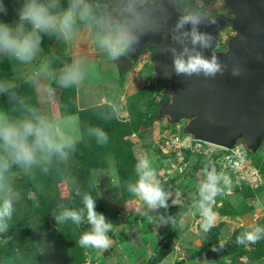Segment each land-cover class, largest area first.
I'll return each instance as SVG.
<instances>
[{"label":"rangeland","instance_id":"obj_1","mask_svg":"<svg viewBox=\"0 0 264 264\" xmlns=\"http://www.w3.org/2000/svg\"><path fill=\"white\" fill-rule=\"evenodd\" d=\"M118 1L120 0H88V2L93 5L94 9H96V6L99 5V11L97 13L98 15L108 14L109 16L114 10H116ZM184 1L186 2L187 7L183 9L177 8L181 12H187L189 11L188 8H191V6H193L196 9V11L198 13H201L203 16H213V17L223 16L227 20L226 24L220 30L219 38L215 44L216 49L218 50L224 49L228 38L234 34V30L232 29L229 22V20L232 18V13L229 9H226L223 6V0H184ZM2 2L5 8L7 9V15L0 13V20L9 23L17 20L18 17L16 14V9L20 7L23 0H2ZM108 8H110L109 12H108ZM8 15H10L11 17L10 20L3 19V16H8ZM76 24L84 26L82 28L83 32L82 30H80L84 35L87 34L86 31L92 32L93 29H97L94 23L82 22L79 19H77ZM75 33L76 30L74 28V34ZM40 36H41L40 51L37 53L39 54V56L37 54L35 56V58L38 57V59L32 60L31 64H29L27 68L20 66V69L17 70L16 73L17 76L13 77V61H15V59L0 54V85H4L5 87H7V91H0V109H5L9 113H11V111L15 109V106L17 107V103L19 102V99L17 98L13 103V92L21 95V96L18 95L19 97L23 96L24 98H29V99L34 97V99L37 101L40 116L54 123L55 125L58 126V129H60L61 123L58 122V119L60 117L59 100L61 99V97L62 99L67 100L68 97L64 95L72 88V86L63 87L59 83V76L61 75L62 69H64L66 65L71 64V59L66 52L67 47H70V51H72L73 49L77 48V46L75 45V43H77L80 45L81 47L80 49L87 50V48H84L86 45L81 39L74 42L73 36L71 37V40L70 39L65 40L64 38L56 34L49 35L45 33H40ZM50 42H53V45L50 44L51 48H47L46 52L43 51L41 49V46L48 47L49 45L47 43ZM154 50H155L154 45H151L147 49L143 50L137 57H135L131 61L128 68L125 71H123L121 75L118 74V65L113 58H108L107 62H104L105 65L109 66L112 69L111 72H109L110 76L107 75L108 77L107 80L110 79V83H111L110 85L112 86L108 88L109 92L107 94L109 95V97L105 98L106 99L105 102L104 99L101 102L99 101L100 102L99 104L107 103L111 105L115 111V116L118 120L131 121V117H129L128 109H127L128 96L136 92L138 89H141V87L147 86L149 83L154 82L155 75L152 69V63L154 60ZM108 57L110 56L108 55ZM97 58H98L97 60H101L99 56ZM144 63L145 64L148 63L150 67V74L147 77L143 76V78H141L142 70H143L142 66ZM36 65H41V66L35 69ZM47 72L50 75V77H52V81L51 83L45 86L46 89L44 90L47 91V93L45 92L44 95L46 96L47 94V96H49V93H53L54 92L53 89L55 88L56 99H57V101L51 100V102L49 103V114H46L44 112V109H41L42 107L45 106L42 105L41 102L38 100L37 90L34 86V84L36 83L35 82L36 75L39 73V77H44L46 76ZM102 78H103V73L99 72L98 74V72H94V69H92L90 71L88 82L86 83V81H84L82 85L83 87H80L81 88L80 90L82 91V93H84L83 89H86V92L100 91V87L105 88L104 83L100 81ZM41 91H43V89H41ZM75 91L76 90H74V95L76 93ZM7 93H10L12 95V99H10L6 103L4 102L3 96ZM165 93H167V96L170 99V95L168 94V85L166 87H163L162 90L156 92L155 94L153 95L151 94L152 96L148 97L147 100L148 102H150V99L152 98L156 101L165 99L166 98L164 96ZM92 106L94 105H91L88 108H85V110H83L85 111L83 113L84 118L80 122L77 121L76 116H71L70 118H68L67 120L68 124L66 125V129H68L69 132L67 136L71 137L74 140V142L82 141L83 138L81 135V128L83 129V132L85 131L86 133L84 137H86L89 134L92 135L93 137L95 136L92 134V130H93V119L91 113ZM149 115L150 113H147V115L142 119L143 123L137 126L136 131H132L129 134L130 141L133 143L132 149L137 159L136 167L138 168V165L141 161H146L147 164L149 165L150 170L155 171L158 167V164L160 163L161 158H163L161 161L162 166L165 165L163 162H165L166 159H164L162 155H164L166 158L169 157V161H168L169 167L172 164H177L178 161H181L182 164V161L186 157L185 156L186 151L183 149L184 153H182V155L179 156L174 150L169 149V148L174 149V147L172 146L171 143L168 144V142L173 135L185 136V134L182 131L185 121L180 120L179 122L172 124L169 122L168 117L164 116L158 118L156 115L155 119L150 120L148 119ZM95 138H94V142H97ZM239 142L242 141L241 140L237 141V143ZM162 144L164 145L165 152H163L162 149H160V145ZM94 147H96V145ZM249 151L250 150L247 149L250 162L262 175L263 182L261 184H258L257 186H253L251 185L250 181L248 183L244 180H239L234 177L226 178L225 180L220 182V185L221 184L224 185L219 186V190H217L218 192H216L215 194L216 197L215 205L211 207L207 206L206 209H205V205L210 203V198L208 200H205L203 195L201 194L200 188H196V189L194 188L193 190L186 191L189 194V197L187 194H185L187 195L185 196V198H182L179 195L175 198V195L177 194L173 196L174 197L173 201H178L175 202V204H179L180 200L183 201V204H185V202L188 204L187 210L184 211H186V213L189 214L188 215L189 220L186 224H184L185 225L184 230H186V233L183 237L182 242L184 244H189L190 247L184 246L183 248H186V251H183L180 249L174 250V246H173L169 253H172L176 257L177 261L172 264H264V241L262 240H259L256 244H251V245L244 244V249L245 251H247V253L241 256L233 257V258L225 257L226 254L228 253L227 250L233 248V244H230L229 240L234 234L236 229L244 228L245 230L250 231L257 227L264 228V140L259 146V148L253 153L254 156L251 157ZM89 157L92 158V153H89ZM180 157H182V159ZM207 160L209 161V159ZM198 161L200 160H197L195 162H197V164L200 165L201 163H198ZM107 163H108L107 167L105 168H95V167L90 168V173L92 177V182L94 187L93 190L95 192V195L98 197V199L103 205V212L105 213L104 216H106L105 220L108 224L111 225L106 235L110 240V244H112L111 246L116 247L117 244L112 242V239L122 238V235L125 234L127 236L128 231L125 232V225H126L124 224L125 220L127 217H130V215H135L136 216L135 218H137L138 215L135 214L137 211L136 206L141 201V199L137 195H135L134 196L135 198L131 200L123 199V195L121 192V185L116 170V163L112 155L107 156ZM197 164L193 163L191 159L190 165L191 166L195 165L194 173L198 172ZM209 165L212 168V169L210 168L211 170L209 174L211 175L212 178L216 179L217 181L218 177L215 173L216 164L214 162L209 161ZM158 170L154 172L155 179H158L160 177V174L157 172ZM24 172L25 171L22 170L20 167H17L16 169H12L10 174L13 178L20 179L23 177L24 174H27ZM170 175H171V179L176 178L173 172H171ZM199 177L200 176H196V178L193 179L191 178V175H189V178H186V180L184 181L185 182L193 181L194 183L195 182L198 183ZM250 178L252 179V177ZM181 181L182 180H180L179 187L181 184H184V182ZM162 183H160V185H163L164 183L167 182H164L163 184ZM56 187L60 197L70 196V199L73 200L74 197L77 196L75 192L72 193L69 190V186L65 180L58 182ZM223 189H226L224 193H223ZM7 192L8 194H10V198L7 201L12 206L13 201L17 200L14 197L17 194L14 193L13 190H9ZM27 194L30 197L33 196V192L30 188ZM43 198H46V196H43ZM217 201H220L219 204L220 206L217 205ZM130 203L132 204L131 207L129 206ZM130 210L133 212H131ZM164 210H165L164 215L166 213H169L168 206H166ZM73 211L79 212L82 217L81 222L79 224L74 223L73 226L74 234L76 238L80 239V236L84 232H88V230H86L85 227L90 223L87 220V213L82 216V213L80 212L79 209H73ZM202 212L211 215L213 217V226L208 231H204L203 228L205 221H204V213L202 214ZM129 213L131 214L129 215ZM173 219H175V215ZM135 220L136 219L132 220L133 222L131 221L133 224L131 229H133V231L136 230V232H138V234L140 235L141 232L140 229L143 228L146 231L147 224L145 223V226H143L144 223H141L140 225L138 221ZM53 226L54 228L57 227L56 222H54ZM121 228L123 229V232L118 233L119 230H122ZM166 238L168 241L173 243L172 237H166ZM79 239L77 240L79 241ZM81 247H83L81 250L83 254L82 257L80 256ZM109 248L110 245L106 249H97L91 246L80 245L79 256L77 254L68 255L64 253V255L60 256L61 257L60 261L62 262L65 261L64 263L62 262L57 263L56 260L52 259L49 261H45L43 264H107L105 260L106 256L109 257L112 256L111 255L112 253L108 251ZM116 254L118 255V258H120V261H122V257H123L122 255L124 254L123 251L119 249L116 252ZM201 254L205 255V260L207 261V263L197 262V257ZM211 257L221 260L220 261L215 260L213 262H210L208 258ZM0 264L2 263L0 262Z\"/></svg>","mask_w":264,"mask_h":264},{"label":"clouds","instance_id":"obj_2","mask_svg":"<svg viewBox=\"0 0 264 264\" xmlns=\"http://www.w3.org/2000/svg\"><path fill=\"white\" fill-rule=\"evenodd\" d=\"M150 0H128L124 6V13L120 18H113L104 14H97L96 9L88 0H68L67 8H62L59 0H23L16 9L18 19L9 23L0 20V54L15 59L21 63L31 62L40 51V33L56 34L65 40L74 34V26L79 19L82 22L94 23L98 28L96 43L107 51L113 59L129 50L138 42L139 35L146 30L148 21L145 12ZM59 9V11H57ZM0 13L7 15L2 0H0ZM202 17L199 14L182 15L177 21L173 39L182 43L190 39L193 46L201 48L210 46V34L198 31ZM185 25H191V30L180 32ZM173 51V68L177 75L214 76L222 73L223 67L218 58L213 55L206 58L195 47L183 50L176 54ZM234 74H237L234 72ZM83 73L79 62L74 61L62 69L59 83L63 87L78 84ZM0 91H7V87L0 85ZM29 115L12 117L5 109H0V190L4 189L5 173L13 165H18L24 171H30L34 165L43 161L50 162L53 156L66 159L68 149L74 147V140L61 133L58 126L37 115L35 109H28ZM99 143L107 142V135L102 129L92 130ZM140 173L138 182L130 187V191L142 198L151 208L166 207V196L155 180V173L150 170L146 161L138 165ZM216 193V180L209 178L201 189V194L208 200ZM83 204L87 210V220L92 226L91 231L84 232L79 239L81 246H91L97 249H106L110 240L106 235L111 225L105 220L103 214L95 210V201L91 196L85 195ZM10 215V203L5 201L0 206V231L7 225L3 223L5 217ZM58 222L71 220L75 224L81 222V214L77 211H62L56 216ZM204 231L213 226V217L204 215ZM264 237V228H255L237 237L238 244H256Z\"/></svg>","mask_w":264,"mask_h":264},{"label":"trees","instance_id":"obj_3","mask_svg":"<svg viewBox=\"0 0 264 264\" xmlns=\"http://www.w3.org/2000/svg\"><path fill=\"white\" fill-rule=\"evenodd\" d=\"M59 3L62 8L68 6L67 0H59ZM185 7L187 6L184 0H176L175 8L183 9ZM188 10L203 16L193 6ZM3 19L10 20L11 17L10 15L3 16ZM166 86L156 87L154 82H151L129 95L127 109L131 121L118 120L113 107L107 103L92 106L93 130L102 129L107 135L106 143L94 142L95 136L90 134L84 137L86 133L81 128L83 139L75 142L74 147L67 150L66 159L53 156L50 162L41 161L34 165L30 171H25L24 173L27 174H24L20 179H15L10 174L12 169L19 167L18 165H13L10 171L5 173L4 189L0 190V206H3L5 201L10 198V194L7 192L9 190H13L17 194L14 196L17 200L13 201L12 206L10 205V215L3 220L7 227L0 231V262L2 264H43L52 259L61 263L60 256L64 253L79 256L80 245L77 240L79 238H76L74 234V223L71 220L58 222L56 216L65 209H79L82 216L86 214L87 210L83 204L85 195L91 196L95 201L96 212L104 216L103 205L93 190L90 168L107 167L108 155L114 157L123 199L135 198L130 187L138 182L140 173L136 167L137 159L132 149L133 143L130 141L129 134L136 131L137 126L143 123L142 119L147 113H150L148 119H155L159 107L170 101L167 93L164 94L165 99L156 101L152 98L150 102L147 100L148 97ZM74 90L75 85H72L71 90L64 95L68 97L67 100L62 99V97L59 100V114L62 117L78 112ZM18 95L13 92V103L17 98L19 102L17 107L15 106V109L9 113L12 117L29 115L28 109H35L36 114L40 115L34 97L29 99ZM3 97L6 103L12 99L10 93ZM81 112L79 122L84 118L83 113L85 111ZM95 139L97 140V138ZM92 145H96V147ZM89 153H92V158L89 157ZM249 153L251 157L254 156L251 151ZM188 155L189 153L186 151L185 156ZM62 180L66 181L72 193L77 194L73 200L70 199V196H59L56 186ZM29 188L33 192L32 197L27 194ZM225 191L226 189H223V193ZM173 218L174 216L171 219L173 221L172 231L166 237L176 238L178 236V227ZM54 222L57 224L56 228L53 226ZM91 228L90 224L85 227L88 231H91ZM247 231L244 228L235 230L230 238L231 241L229 240L230 244H233V248L227 250L228 253L225 257L233 258L247 253L244 244L237 243V237L242 236ZM166 237L161 239L157 249L146 264H155L170 252L173 243L168 241ZM260 240L264 241V237ZM82 248H80L81 257L83 256ZM208 260L213 262L221 259L211 257Z\"/></svg>","mask_w":264,"mask_h":264},{"label":"water","instance_id":"obj_4","mask_svg":"<svg viewBox=\"0 0 264 264\" xmlns=\"http://www.w3.org/2000/svg\"><path fill=\"white\" fill-rule=\"evenodd\" d=\"M127 2L118 1L110 16L120 18ZM175 4L176 0H153L142 9L148 21L146 30L131 49L114 59L118 74L154 45V85L167 84L170 95V101L159 107L157 117H168L172 124L184 120V134L211 146L230 149L241 140L254 153L264 140V0H223V6L232 13L229 22L234 34L221 50L215 44L227 22L223 16H202L197 27L212 37L207 48L193 46L190 39L182 43L174 40L173 36L179 35L173 30L180 17L195 14L181 12ZM191 27L185 25L180 32ZM185 46L195 47L206 58L215 55L223 72L214 76L177 75L172 50L179 54ZM197 262L207 263L205 255H199Z\"/></svg>","mask_w":264,"mask_h":264},{"label":"crops","instance_id":"obj_5","mask_svg":"<svg viewBox=\"0 0 264 264\" xmlns=\"http://www.w3.org/2000/svg\"><path fill=\"white\" fill-rule=\"evenodd\" d=\"M83 27H84L83 25L75 24L74 28L76 30V33L73 34L72 36L74 37V40H73L74 42L81 39L84 42V44L86 45L84 48H87V50L80 49L81 47L77 43H75L77 48L70 51V47H67V50H66L67 55L71 59V64L74 61L80 63L83 76H82L81 81L75 85V90H76L75 91L76 92L75 93V101H76L78 112L75 114L64 116V117L60 116L58 119V122L61 123L59 130L61 133L65 134V135H67L69 132L68 129H66V125L68 124V121H67L68 118H70L71 116H76L77 121L79 122V114L81 113V111L85 110V108H88L91 105L99 104L103 99L105 102V100H106L105 98L109 97V95L107 94L109 92L108 88L112 86V85H110L111 84L110 79L107 80V78H108L107 75L110 76L109 72H111L112 69L109 66L104 64V62H107L108 58H111V57H108L109 54L107 53V51H105L104 49L99 47V45L96 43V33L98 31V28L93 29L92 32L86 31L87 34L84 35V34H82V32H83L82 28ZM80 30H82V32ZM70 40H71V38H70ZM53 42L47 43L49 45L48 47L41 46V49L46 52L47 48H51V45H53ZM37 55L39 56V54H37ZM98 56L101 60H97ZM40 58H43V57H40ZM36 59H38V57L34 58L33 60H36ZM29 64H31V62L30 63H21L17 60L13 61V77L17 76L16 73H17V70L20 69V66L27 68V66H29ZM39 66H41V65H36L35 69L39 68ZM142 68H143V70H142V77L141 78H143V76L147 77L150 74V67H149L148 63H146V64L144 63ZM92 69H94V72H98V74H99V72L103 73V78L100 81H102L104 83L105 88L100 87V91H98V92H86V89H83L84 93H82V91L80 90L81 89L80 87H83L82 85H83L84 81H86V83L88 82V78L90 76V71ZM39 73L35 77L36 83L34 84V86L37 90L38 100L41 102L42 105L45 106V107L41 106L42 107L41 109H44V112L46 114H49V103L51 102V100L57 101L56 93H55L56 89L54 88L53 89L54 92L49 93V96H47V94L45 96L44 93L45 92L47 93V91L44 90V89H46L45 86L47 84L51 83L52 77H50L48 72L46 73V76L39 77ZM42 75H44V74H42ZM41 89H43V91H41ZM56 122H57V120H56ZM61 128H62V130H65L67 133L65 131H62ZM184 150L187 151L189 153V155L187 157H185V159L182 161V164L179 163V165H180L179 170L173 169L171 171V172H173V174L175 175L176 178L171 179V175H170L167 183H164L163 185L158 184V186L165 193L166 206H168V208H169V213H166L164 215V211H165L164 208L165 207L158 206L156 208H151L146 204V202H144L142 200V198H140L141 201L136 206L137 211L135 214L138 215L137 218H135L136 217L135 215H130L131 213H129L130 217H127L125 220V223H124V224H126L125 225V232L128 231L127 236L125 234V235H122V238H113L112 239V242L117 244V246L114 247V246H111L112 244H110V248L108 249V251L112 253L111 254L112 256L111 257L106 256L105 260H106L107 264L108 263L109 264H119V263L120 264H146L148 262V260L150 259V257L152 256L155 249L158 247L160 240L163 237H166L167 235H169L170 232L172 231L173 221L171 219L174 215H175L174 222L176 223V225L178 227V236L176 238H173L174 250L180 249V250L186 251V248H183V247L189 246V244H184L182 242V240H183V237L186 233V230H184V228H185L184 224H186L189 220L188 219L189 214H187L186 211H184V210H187L188 204L186 202H185V204H183L182 200L179 201V204H175V202H178V201H173V199H174L173 196L175 194H177V195H175V198L178 195L181 196L182 198H185V196H187V195L189 197V194L186 191L193 190L194 188L195 189L196 188L202 189V186L206 182H208L209 178L211 177L209 172L212 168L209 165V161L207 160V157L197 155V154H193L187 149H184ZM162 156L164 157V159H166V161L163 162L165 165L163 164L164 166H162L161 161L163 158H161L160 163L158 164V167L156 170H158L160 167L161 168L157 172H159L162 168L163 169L164 168L169 169L168 168L169 167V164H168L169 157L166 158L164 155H162ZM191 159H192V162L195 164H197V162H195V161L200 160V161H198V163H201V164L200 165L197 164L198 172H196V173H194V169H195L194 166L195 165L194 166L190 165ZM155 171H153V172H155ZM174 175H173V177H174ZM189 175H191V178H193V179L196 178V176H200L199 182L194 183L193 181H186L187 182L186 183L184 180H186V178H189ZM180 180H182L184 182V184H181L179 187ZM190 180H192V179H190ZM221 185H224V184H221ZM221 185H220V183H218L216 181V192H218L217 190H219V186H221ZM185 194H187V195H185ZM209 204L210 203L205 205V209L207 206H210ZM219 204H220V201H217V205H219ZM129 206L131 207L132 204L130 203ZM131 212H133V211H131ZM203 213L204 212H202V214ZM204 215H205V213H204ZM134 219H136L135 221H138V223L140 225H141V223H144L143 226H145V223L147 224V226H146L147 230L146 231L140 227L141 228L140 229L141 230L140 235L138 234V232H136V230L133 231V229H131L132 225H133L132 220H134ZM122 226H124V225H122ZM121 232H123V229L119 230L118 233H121ZM119 249H121L124 253L122 255L123 256L122 261H120V258H118V255L116 254V252ZM107 255H109V254H107ZM176 261H177L176 257L172 253H168L162 259H159L156 262V264H172V263H175Z\"/></svg>","mask_w":264,"mask_h":264},{"label":"built area","instance_id":"obj_6","mask_svg":"<svg viewBox=\"0 0 264 264\" xmlns=\"http://www.w3.org/2000/svg\"><path fill=\"white\" fill-rule=\"evenodd\" d=\"M171 143L177 155L181 156L183 149L189 150L193 154L202 155L207 157L209 161L214 162L215 173L217 175V182L225 180L226 178L234 177L239 180H244L251 185L257 186L263 182L262 175L255 168V166L250 162L247 148L242 142L236 143L232 148H220L211 146L207 142L194 139L191 135L185 134L173 135L168 144ZM164 144V143H163ZM160 145V149L165 152L164 145ZM167 144V145H168ZM182 159V157H180ZM181 161H178L177 164H172L169 169H161L158 173L160 177L155 179L157 184L167 182L171 171L174 169H180ZM167 168V167H166ZM252 177V179L250 178ZM162 183V184H163ZM216 194V193H215ZM216 197L215 195L210 197V206L215 205Z\"/></svg>","mask_w":264,"mask_h":264}]
</instances>
